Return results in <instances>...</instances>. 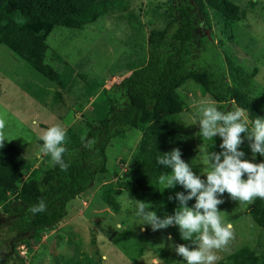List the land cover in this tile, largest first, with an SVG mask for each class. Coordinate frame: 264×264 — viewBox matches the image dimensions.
Here are the masks:
<instances>
[{
    "label": "trees",
    "instance_id": "trees-1",
    "mask_svg": "<svg viewBox=\"0 0 264 264\" xmlns=\"http://www.w3.org/2000/svg\"><path fill=\"white\" fill-rule=\"evenodd\" d=\"M124 1L0 0V45L58 85L53 101L76 106L80 101H72L70 92L78 71L50 46L48 36L57 27L81 31L103 17L125 12L129 2ZM168 1L166 25L149 31L148 57L128 64L131 74L121 82L110 88L102 85L100 100L105 106L97 98L91 102V93L85 95L80 126L74 124L67 129V169L58 165L36 167L17 144L0 135L5 141L0 147V264H27L34 243L63 223L68 204L99 185L100 176L108 171L110 141L131 129L139 130L141 138L129 157V172L116 183L102 184L99 195L115 212L121 209L117 193L123 189L141 201L151 194L161 197L159 176L168 170L156 163V157L179 148L182 159L187 160L196 149L184 134L180 117L186 105L180 87L189 80L196 82L201 94L215 101L221 110L227 102L226 110L230 109L233 102L248 111L250 120L264 116L257 100L258 67L248 71L232 54L226 57L227 70L217 64L214 69L210 65L188 66V56L197 45L200 21L213 29L209 23L211 13L238 23L247 20V11L234 0ZM127 15L134 19L137 13ZM136 22L142 24V19L136 17ZM219 143L220 137L209 139L210 150L219 151ZM244 143L248 144L247 140ZM261 159L257 155L256 161ZM41 200L46 204L45 211L32 213L31 208ZM246 209L264 233V199L246 202ZM230 244L234 250L216 264H264L262 241L255 247L244 242ZM21 245L28 250L25 256L18 250ZM39 258L40 251L32 255V259ZM71 264L94 262L83 252Z\"/></svg>",
    "mask_w": 264,
    "mask_h": 264
},
{
    "label": "rangeland",
    "instance_id": "rangeland-1",
    "mask_svg": "<svg viewBox=\"0 0 264 264\" xmlns=\"http://www.w3.org/2000/svg\"><path fill=\"white\" fill-rule=\"evenodd\" d=\"M125 1L129 2L125 12L121 10L114 16L103 17L81 31L57 27L48 36L50 46L78 71V80L70 92L72 101H80L76 106L53 101L52 94L58 85L30 67L7 46L0 45V135L17 144L36 167L54 166L49 157L41 154L42 142L38 135L57 123L66 129V135L69 127L74 124L79 127L78 121L84 109L82 102L89 93L93 95L91 102L97 98L105 106L100 100L102 85L110 88L130 75L128 64L148 57L149 31L152 27L166 25L164 14L169 7L168 0ZM234 1L247 11V20L231 23L225 17L211 13L209 23L213 29L200 21L197 47L188 56V66L210 65L213 68L217 64L227 70L226 57L232 54L246 70L258 67L257 100L264 108V0ZM116 5L119 6L120 2ZM127 13H137L136 17L142 19V24H137L136 17L130 19ZM206 32L214 33V39L205 36ZM114 68L117 75L113 74ZM180 92L186 100L180 114L183 132L196 147L193 156L185 161L193 162V171L203 179L205 174L201 169L208 170L209 162L207 151L200 149L210 150L209 138L198 135V123H189L197 116L196 106L201 101L212 100L201 94L199 85L193 80L180 87ZM140 138L141 132L131 129L110 141L107 147L108 171L100 176L99 185L68 204V215L63 223L55 231L46 233L42 241L34 243L27 264H71L83 252L92 258L94 264H184L173 245H194L181 239L178 226L173 224L153 231L149 225L139 224L141 221L134 212L138 201L126 189L117 193L121 205L119 212L109 208L99 195L102 184L116 183L127 175L129 157ZM241 147L246 157L251 158L247 144L243 143ZM159 190L163 194L161 197L151 194L142 201L149 203L161 217L172 214L178 201L169 200V196L184 189L179 185L163 189L160 184ZM193 203L194 199L188 201L189 206ZM218 209L222 222L233 225V237L223 249L217 250L219 260L234 250L231 242L249 243L254 247L261 241L264 243V233L248 214L246 202H238L225 193ZM117 224L121 227L116 228ZM18 250L21 256L28 251L23 245ZM39 251L41 258L32 259V255Z\"/></svg>",
    "mask_w": 264,
    "mask_h": 264
},
{
    "label": "clouds",
    "instance_id": "clouds-1",
    "mask_svg": "<svg viewBox=\"0 0 264 264\" xmlns=\"http://www.w3.org/2000/svg\"><path fill=\"white\" fill-rule=\"evenodd\" d=\"M219 108L212 101H201L197 106V116L189 124L199 125L198 135L214 139L220 137L219 151H207L208 170H202L205 178L193 171L192 164L182 159L179 148H173L156 157V163L168 171L159 176L164 188L181 186L184 191L170 195L169 200L178 201L172 214L162 217L149 203L138 200L134 207L135 217L142 225H149L153 231L178 226L182 240L186 244H174V251L183 258L184 264H216L217 250L223 249L233 237V225L222 222L218 205L228 193L231 199L251 203L254 199H264V159L256 161L257 155L264 158V116L249 119L248 111L232 102ZM243 134V135H241ZM42 142L40 152L49 157L53 165L62 170L69 166L64 159L66 129L61 124H52L38 135ZM247 140L251 158L241 145ZM0 138V147L4 145ZM194 203L189 206L188 201ZM46 204L41 200L31 208L32 213L45 211ZM121 225L117 224L116 228ZM171 239V237H169Z\"/></svg>",
    "mask_w": 264,
    "mask_h": 264
},
{
    "label": "crops",
    "instance_id": "crops-1",
    "mask_svg": "<svg viewBox=\"0 0 264 264\" xmlns=\"http://www.w3.org/2000/svg\"><path fill=\"white\" fill-rule=\"evenodd\" d=\"M130 74H131V71H130ZM117 75V74H116Z\"/></svg>",
    "mask_w": 264,
    "mask_h": 264
},
{
    "label": "built area",
    "instance_id": "built-area-1",
    "mask_svg": "<svg viewBox=\"0 0 264 264\" xmlns=\"http://www.w3.org/2000/svg\"><path fill=\"white\" fill-rule=\"evenodd\" d=\"M26 253H27V251H26Z\"/></svg>",
    "mask_w": 264,
    "mask_h": 264
}]
</instances>
